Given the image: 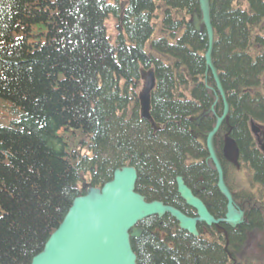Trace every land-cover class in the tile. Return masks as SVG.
<instances>
[{
    "label": "trees",
    "instance_id": "trees-1",
    "mask_svg": "<svg viewBox=\"0 0 264 264\" xmlns=\"http://www.w3.org/2000/svg\"><path fill=\"white\" fill-rule=\"evenodd\" d=\"M209 7L228 136L246 175L247 189L234 195L246 205L245 221L226 228L225 246L213 228L199 227L194 238L169 216L151 217L131 241L137 264H234L254 233L264 249V152L250 132L251 124L264 127V0H209ZM193 13L199 17L198 0H0V264H30L84 195L82 182L100 188L123 166L136 170L148 202L191 215L175 191L181 176L223 218L216 174L202 163L204 138L192 135L210 131L215 119L207 114L215 97L204 88L214 89L207 39L190 25ZM147 70L155 77V133L139 117ZM227 130L216 139L220 157ZM221 162L230 186L232 166Z\"/></svg>",
    "mask_w": 264,
    "mask_h": 264
},
{
    "label": "water",
    "instance_id": "water-1",
    "mask_svg": "<svg viewBox=\"0 0 264 264\" xmlns=\"http://www.w3.org/2000/svg\"><path fill=\"white\" fill-rule=\"evenodd\" d=\"M198 6L201 19L193 15L192 24L197 31L201 26L205 31L207 49L204 63L223 105L222 115L216 119L212 130L203 136L208 160L216 172V188L226 202L224 217L215 219L180 177L175 179L177 193L186 206L195 210L196 217H189L158 201L146 202L135 192L136 171L131 167H123L114 170L111 180L100 189L89 188L84 196L72 201L61 223L30 264H137L131 240L138 239L142 233L136 225L150 217L169 215L180 230L192 237L198 236L197 225L200 223L214 227L225 238L227 233L224 226L235 228L242 224L244 210L236 205L225 183L224 172L214 149V138L227 122L229 109L218 74L211 65L214 34L209 0H198ZM141 79L143 85L138 94L140 116L150 121L149 95L154 87V74L152 71L144 72ZM154 129L157 130L158 126ZM223 152L226 158L234 161L237 154L234 142L226 140Z\"/></svg>",
    "mask_w": 264,
    "mask_h": 264
},
{
    "label": "rangeland",
    "instance_id": "rangeland-1",
    "mask_svg": "<svg viewBox=\"0 0 264 264\" xmlns=\"http://www.w3.org/2000/svg\"><path fill=\"white\" fill-rule=\"evenodd\" d=\"M112 26H113L112 22L107 23V27L110 32L112 31ZM262 129L264 130V128ZM263 134H264V131H263ZM234 176L238 178L240 177L234 173V170H229V177H230L229 181L231 180L234 190L240 191L243 188V186L240 183H243V182L241 179L239 180L240 183L237 182L238 180L235 179ZM254 235L255 233L251 234L247 242H245L242 245V247L239 248L240 255L238 257V261L236 264H264V257L261 255H258V251H257L259 245L261 244L262 238L258 235L257 236H254Z\"/></svg>",
    "mask_w": 264,
    "mask_h": 264
},
{
    "label": "bare ground",
    "instance_id": "bare-ground-1",
    "mask_svg": "<svg viewBox=\"0 0 264 264\" xmlns=\"http://www.w3.org/2000/svg\"><path fill=\"white\" fill-rule=\"evenodd\" d=\"M213 45H214V38H213ZM211 62H212L211 65H212V67H213V70H214L215 72H217L218 77H219V80H220L219 71H218L217 68L215 67V64H214V62H213V59H211ZM205 72H206L207 74H210V71L206 68V66H205ZM220 82H221V80H220ZM221 84H222V83H221ZM204 88H205V90H207V91H209V92H212L213 95L216 97V99L213 101L212 105L210 106V108H209L208 110H213V111L215 112V114H214L213 116H221L222 113H223L222 100H221L220 96H218V93L215 91V87H214V89H211V88H209L208 86L204 85ZM210 90H211V91H210ZM224 93H225V92H224ZM225 99H226V102H227V104H228V109H229V111H230V106H229V102H228V97H227L226 94H225ZM218 107H219L220 109L217 110ZM228 120H229V116H228V118H227V122L224 123V126L228 127V129L231 130V128L229 127V124H228ZM199 122H200V119L198 118V119H196V120L193 121V124H194L195 126H198V125H199ZM252 128L255 130V133H256V132H259V131H263L262 128H264V127H258V126H255V125H251V126H250V131L253 132ZM211 130H212V128L210 129V131H211ZM203 133H204V132H201V131H199L198 129H196V130L193 132L192 135H194V136H199V137L204 138V137L202 136ZM226 140H231V141H233L231 138H229V136L226 137ZM204 144H205V138H204ZM239 155H240L239 152H237L236 157H235V162H236V163H238ZM196 160H200V159H196ZM205 162H206V159H203V160H202V163L205 164ZM193 184H197V183H195V180H194V183H193ZM194 189L197 190L198 188L194 187Z\"/></svg>",
    "mask_w": 264,
    "mask_h": 264
},
{
    "label": "flooded vegetation",
    "instance_id": "flooded-vegetation-1",
    "mask_svg": "<svg viewBox=\"0 0 264 264\" xmlns=\"http://www.w3.org/2000/svg\"><path fill=\"white\" fill-rule=\"evenodd\" d=\"M177 177H181V176H177ZM177 177H175V178H177ZM175 178H174V187H175V191H176V181H175ZM182 179H183V181H184V183H185V185L194 193V194H196V195H198L199 193H198V191L196 190V189H194V187H192V185L191 184H189L183 177H181ZM192 183H194V182H192ZM215 188H216V184H215ZM217 189V188H216ZM136 191L140 194V195H142L144 198L146 197V195L144 194V193H142L141 192V190H139V186H138V189H136ZM143 191V190H142ZM176 194H177V192H176ZM177 196H178V194H177ZM197 197H199V195L197 196ZM178 198H179V196H178ZM200 198V197H199ZM180 199V198H179ZM181 200V199H180ZM182 201V200H181ZM225 201V200H224ZM183 202V201H182ZM183 205L185 206V207H187L184 203H183ZM171 207H173V206H171ZM175 208V207H174ZM188 208V207H187ZM189 209V208H188ZM208 209V208H207ZM224 210H225V202H224ZM181 211V210H180ZM189 212L191 213V215H193L194 214V211L193 210H191V209H189ZM201 226H203V225H199L198 226V228L199 227H201ZM203 227H205V226H203ZM206 228V227H205ZM228 230H232V229H229V228H227ZM232 231H234V230H232ZM142 235V234H141ZM141 235L139 236V238L141 237Z\"/></svg>",
    "mask_w": 264,
    "mask_h": 264
}]
</instances>
